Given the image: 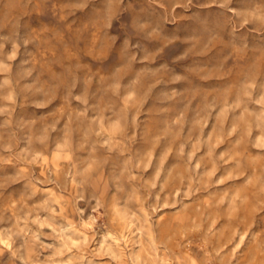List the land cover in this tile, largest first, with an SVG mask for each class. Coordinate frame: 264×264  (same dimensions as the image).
I'll list each match as a JSON object with an SVG mask.
<instances>
[{"label":"clouds","instance_id":"9594fccd","mask_svg":"<svg viewBox=\"0 0 264 264\" xmlns=\"http://www.w3.org/2000/svg\"><path fill=\"white\" fill-rule=\"evenodd\" d=\"M0 264H264V0H0Z\"/></svg>","mask_w":264,"mask_h":264},{"label":"rangeland","instance_id":"374dc122","mask_svg":"<svg viewBox=\"0 0 264 264\" xmlns=\"http://www.w3.org/2000/svg\"><path fill=\"white\" fill-rule=\"evenodd\" d=\"M141 119H145V118L142 116ZM148 124H149V127H150V128H151V127H155V126L158 124V120H157V118L153 115L152 117H150V118L148 119ZM202 151H203V150H202ZM198 155H199V154H198ZM201 171H203V168H201ZM180 175L185 177V183H187V174L184 173L182 170H180ZM166 191L171 192L172 189L169 188V189H167ZM162 199H163V195H162ZM195 199H196V198L194 197L193 200L195 201ZM186 203H187V202H186ZM197 205H198V202H197V203H193V204L191 205V207L188 209L187 214H181V218H182V219H185V218H186V215H190V214H191V208H194V207H196Z\"/></svg>","mask_w":264,"mask_h":264}]
</instances>
